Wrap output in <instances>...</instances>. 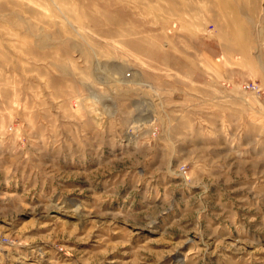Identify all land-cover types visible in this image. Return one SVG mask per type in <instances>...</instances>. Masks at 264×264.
Returning a JSON list of instances; mask_svg holds the SVG:
<instances>
[{
	"label": "rangeland",
	"instance_id": "1",
	"mask_svg": "<svg viewBox=\"0 0 264 264\" xmlns=\"http://www.w3.org/2000/svg\"><path fill=\"white\" fill-rule=\"evenodd\" d=\"M0 253L264 264V0H0Z\"/></svg>",
	"mask_w": 264,
	"mask_h": 264
},
{
	"label": "bare ground",
	"instance_id": "2",
	"mask_svg": "<svg viewBox=\"0 0 264 264\" xmlns=\"http://www.w3.org/2000/svg\"><path fill=\"white\" fill-rule=\"evenodd\" d=\"M28 1V0H27ZM30 2V1H29ZM28 2V3H29ZM29 5V4H28ZM45 11V10H44ZM19 18V17H18ZM21 18V17H20ZM31 18V17H30ZM52 18V17H51ZM23 19V18H22ZM52 20V19H51ZM18 21V20H17ZM18 22H20V21H18ZM30 22V21H29ZM21 23L23 24V22L21 21ZM31 23V22H30ZM25 24V23H24ZM26 25V24H25ZM21 26V25H20ZM22 27V26H21ZM32 27V26H31ZM30 32V31H29ZM46 37H48V36H45V39H46ZM51 38V37H50ZM50 38H49V40H50ZM52 41H54V39H52ZM93 62V61H92ZM102 63H103V61H102ZM98 64V63H97ZM96 64V65H97ZM107 64V63H106ZM92 65V64H91ZM95 65V66H96ZM103 66H104V64H102ZM121 65V64H120ZM94 66V67H95ZM100 66V65H99ZM112 66V65H111ZM110 66V67H111ZM118 65H116V67H117ZM97 67V66H96ZM105 67H107V65L105 66ZM104 67V68H105ZM101 68V67H100ZM103 68V69H104ZM109 68V67H108ZM125 68V67H124ZM93 69V68H92ZM111 69V68H110ZM117 69V68H116ZM123 69V68H122ZM96 70V69H95ZM101 70V69H100ZM106 70H107V68H106ZM109 70V69H108ZM114 70H115V68H114ZM121 70V69H120ZM92 71V70H91ZM90 71V72H91ZM119 71V70H118ZM133 71V70H132ZM104 72V71H103ZM125 72V71H124ZM135 72H136V70H135ZM97 73V76H98V73H100V72H96ZM115 73H116V70H115ZM94 74V73H93ZM101 74V73H100ZM108 75H109V73H107ZM120 74V73H119ZM132 74V73H131ZM95 75V74H94ZM102 75H103V73H102ZM104 75H105V73H104ZM112 75V74H111ZM135 75V74H134ZM90 76V75H89ZM119 76V75H118ZM117 76V77H118ZM123 76V75H122ZM125 76V75H124ZM96 77V76H95ZM105 77V76H104ZM109 77V76H108ZM114 77V76H113ZM127 77V76H126ZM137 77H139L138 75H137ZM101 78V77H100ZM103 78V77H102ZM106 78V77H105ZM128 78V77H127ZM126 78V79H127ZM134 78H135V76H134ZM133 78V79H134ZM113 79H115V77L113 78ZM113 79H112V81H113ZM138 80V79H137ZM115 81V80H114ZM139 83V82H138ZM139 87V86H138ZM132 90V89H131ZM93 95V94H92ZM90 96V95H89ZM100 96V95H99ZM94 97V96H93ZM95 98V97H94ZM89 99V98H88ZM90 99L91 100H89L90 102H92V98L90 97ZM96 99H98V98H96ZM95 99V100H96ZM111 100V99H110ZM88 101V102H89ZM94 101V100H93ZM98 102V101H97ZM139 102H141V101H139ZM153 102V101H152ZM93 103V102H92ZM95 104V103H94ZM113 104V103H112ZM153 104V103H152ZM83 105V104H82ZM90 105V104H89ZM137 105H139V103L137 104ZM154 105V104H153ZM91 106V105H90ZM93 106V105H92ZM97 106V105H96ZM107 106V105H106ZM110 106V105H109ZM84 107V106H83ZM86 107V106H85ZM88 107V106H87ZM145 107V106H144ZM142 108H143V106H142ZM152 108V107H151ZM88 109V108H87ZM113 108H110V111L112 110ZM144 110H147L146 108H143ZM150 109V108H149ZM86 110V109H85ZM97 110V109H96ZM137 110H139V109H137ZM144 110H139L140 112L141 111H144ZM151 110V109H150ZM149 110V111H150ZM113 111V110H112ZM106 112V111H105ZM116 112V111H115ZM138 112V111H137ZM146 112V111H145ZM145 112H142L143 113V115L145 114ZM148 112V111H147ZM107 113H108V110H107ZM141 113V114H142ZM98 114V113H97ZM115 114V113H114ZM147 114V113H146ZM106 115V114H105ZM112 115V114H111ZM102 116V115H101ZM109 116V115H108ZM152 116V115H151ZM106 117V116H105ZM136 117V119L138 118V116H135ZM142 117V116H141ZM150 117V116H149ZM103 118V117H102ZM108 118V117H107ZM152 118V117H151ZM150 118V119H151ZM100 119V118H99ZM105 119V118H104ZM147 119V118H146ZM149 119V118H148ZM142 120V119H141ZM99 121V120H98ZM144 121V120H143ZM142 121V122H143ZM136 122V121H135ZM138 122V121H137ZM145 122V121H144ZM143 122V123H144ZM149 121L147 120V123H148ZM140 125H142V123L140 124ZM141 128V127H140ZM131 130V129H130ZM136 131V130H135ZM133 133V132H132ZM130 134V133H129ZM129 137V136H128ZM132 137V136H131ZM130 138V137H129ZM127 139V138H126ZM129 140V139H128ZM127 140V141H128ZM56 204V203H55ZM61 205H58L59 207H57V208H47V209H49L48 210V212L47 213H45L44 215V217H46V216H48V215H52V213H54V216L56 217V214H58V215H61V216H63V217H67V218H71V219H75V220H77V221H79V222H77V223H82V222H84L85 220H84V216L81 214V212H80V210H79V206L77 205V204H73L72 202H67V201H63V202H61L60 203ZM56 207V206H55ZM46 209V210H47ZM155 213H157V212H155ZM41 214H42V212H41ZM40 214V215H41ZM43 215H41V217H42ZM53 216V217H54ZM98 216V215H97ZM152 216V215H151ZM150 216V217H151ZM50 217V216H49ZM101 217V216H100ZM88 219V218H87ZM96 219V218H95ZM113 221V220H112ZM70 222V221H69ZM107 222V221H106ZM84 224V223H83ZM80 225V224H79ZM83 226V225H82ZM134 227V226H133ZM147 227V229L148 228H150L149 230V232H155L156 231V227H155V223L154 222H149V225H147L146 226ZM198 232V231H197ZM199 233V232H198ZM201 236V235H200ZM195 237V236H194ZM237 241V240H236ZM237 242H239L240 243V241H237ZM234 244H236V243H234ZM234 246V245H233ZM232 247V246H231ZM235 247V246H234ZM237 248V247H236ZM36 249V248H35ZM2 251V250H1ZM7 251V250H6ZM32 251V250H31ZM30 251V252H31ZM238 251V250H237ZM20 252V251H19ZM25 252V251H24ZM39 252V251H38ZM8 253V252H7ZM12 253V252H11ZM15 253V252H14ZM26 253V252H25ZM42 253V252H41ZM1 254V253H0ZM5 254V253H4ZM8 254H10V253H8ZM34 254V253H33ZM39 254V253H38ZM45 254V253H44ZM26 255V254H25ZM3 256V255H2ZM2 256H1V258H2ZM14 256V255H13ZM40 256V255H39ZM41 256H42V254H41ZM9 257H10V255H9ZM15 257V256H14ZM43 257V256H42ZM185 257V256H184ZM0 258V259H1ZM11 258V257H10ZM19 258V257H18ZM23 258V257H22ZM25 258V257H24ZM3 259V258H2ZM13 259V262H12V264H27L26 262L25 263H23V260H22V262H21V260H19V261H17V260H15L14 261V258H12ZM16 259V258H15ZM6 260V259H5ZM185 260V258H182V259H180V257H178V256H176V257H174V259H173V264H182L183 263V261ZM2 261V260H1ZM4 261V260H3ZM6 261H9V260H6ZM11 262V261H10ZM28 262V261H27ZM31 263V262H30ZM111 263H113V262H111ZM7 264V263H6ZM35 264V263H34ZM37 264V263H36Z\"/></svg>",
	"mask_w": 264,
	"mask_h": 264
},
{
	"label": "built area",
	"instance_id": "3",
	"mask_svg": "<svg viewBox=\"0 0 264 264\" xmlns=\"http://www.w3.org/2000/svg\"><path fill=\"white\" fill-rule=\"evenodd\" d=\"M243 88L248 91L258 92L257 86L253 84L245 85Z\"/></svg>",
	"mask_w": 264,
	"mask_h": 264
}]
</instances>
